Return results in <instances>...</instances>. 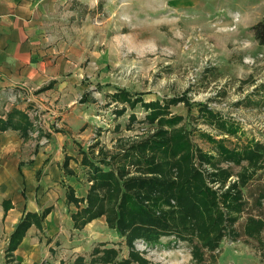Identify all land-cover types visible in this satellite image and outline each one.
Segmentation results:
<instances>
[{"label":"rangeland","instance_id":"1","mask_svg":"<svg viewBox=\"0 0 264 264\" xmlns=\"http://www.w3.org/2000/svg\"><path fill=\"white\" fill-rule=\"evenodd\" d=\"M47 5L45 33L71 61V72L58 80L62 86L55 96L40 91L29 100L26 91L20 96L13 92L11 99L0 102V109L27 108L42 132L37 144L34 139L36 147L44 140L57 146L54 133L60 131L65 151L75 156L72 186L84 197L90 181L82 152L101 168L142 175L140 169L152 152H141L137 143L154 137L160 127L170 130L161 117L182 115L172 127L186 129L193 144V168L202 174L204 185L215 190L217 204L207 216L219 208L230 216L228 229L220 241L219 228L211 230L217 246H205L201 231H192L198 222H182L186 206L181 208L175 198L171 203L162 200L165 188L157 198L161 188L151 183L150 196L142 201L133 196L137 207L130 210L144 219L133 220L127 232L143 233L146 226L163 234L155 241L134 237L135 252L150 264H264V225L261 230L255 227L256 221L264 223V45L253 32L264 17V0H53ZM120 91L142 101L131 107L114 99ZM176 97L184 100L171 103ZM151 101L159 102L153 121L150 108L142 104ZM122 107L125 112L117 113ZM234 126L238 131L228 133ZM248 147L262 155L259 165L248 159L236 162L224 151ZM124 151L128 156L122 158ZM151 176L149 172L146 177ZM238 190L241 208L234 199L227 207L230 200L224 194ZM77 209L69 206L68 213ZM210 220L213 223L210 217L206 222ZM96 221L79 246L89 253L93 247L111 245L120 249L118 260L129 258L127 237L114 233L106 216Z\"/></svg>","mask_w":264,"mask_h":264},{"label":"crops","instance_id":"2","mask_svg":"<svg viewBox=\"0 0 264 264\" xmlns=\"http://www.w3.org/2000/svg\"><path fill=\"white\" fill-rule=\"evenodd\" d=\"M52 1L0 0V102L11 99L13 92L20 96L26 91L29 100L40 91L55 96L62 86L58 80L71 72V61L45 33L43 11ZM39 127L25 107L0 109V264H74L78 257L89 263L95 247L87 253L79 244L89 225L105 216L83 228L75 226L72 214L78 209L68 213L75 204L67 201L68 187L75 189L73 174L63 166L65 157H72L69 168L76 173L71 166L75 156L65 151L58 130L57 146L44 140L36 147ZM29 212L36 215L34 222L17 248L8 251L10 235Z\"/></svg>","mask_w":264,"mask_h":264},{"label":"trees","instance_id":"3","mask_svg":"<svg viewBox=\"0 0 264 264\" xmlns=\"http://www.w3.org/2000/svg\"><path fill=\"white\" fill-rule=\"evenodd\" d=\"M253 32L256 36L258 42L264 45V17L258 21L257 24L253 26ZM51 85V84H50ZM50 85L44 86L41 90L50 88ZM133 94L129 91H120L115 92L113 95L114 99H119L129 103L131 107H135L138 102L142 101L140 98H133ZM184 100L180 97H176L171 100V103L179 102ZM144 106L150 108V119L153 121L157 118V113L153 110L156 106L159 105L158 101L151 102H142ZM170 104L166 106L169 107ZM126 107L121 109H116V112L123 114ZM154 112V114L152 113ZM212 113V114H211ZM212 116H216L214 112H210ZM136 115L132 114V119H135ZM161 123H168L170 130H167L164 127L154 134V137H149L144 142L137 143V147L141 150L150 149L152 152L149 155L146 166L142 165V170H148L152 174L151 177H146L147 173H144L141 169L142 175L140 173L135 174L132 177H129L128 170L120 169L116 170L115 168L104 169L99 167L96 163L89 159L88 152L83 153V163L84 165L89 166V181L90 186L88 188L87 196H77L76 190L72 187H68V203H74L78 206V210L73 212V220H75V226L78 228L85 227L90 221L95 218H100L103 215L106 216L108 225L110 228L114 229L118 235L127 237V244L132 246L133 238L136 236H144L147 240L155 241L157 238L163 234L159 229H153L151 227L144 226L141 229H144L145 232L141 233L140 230H133L130 233L127 232L129 224L139 218L143 222L142 215L132 214L130 208L137 207L134 197L136 196L138 201L144 200L145 197L150 196L148 191V186L155 185L157 188H161L158 191L157 198L161 197V194L164 192L162 190L165 188L166 196L162 200L171 203V199L175 198L179 202L181 208L186 206V211L180 213L182 217V222L186 219H194L197 221L198 225L195 226L196 229L201 231L202 241L205 242V246L215 247L218 240L213 241L210 233L211 230L216 231V228H219L217 234H219V241L221 240L226 227L228 226L225 222L228 221L229 217L227 214L220 212L217 208L218 213H213L214 215H208V213L215 207L217 201L213 199L215 195V190L208 185H204V179L202 174L198 172V169L193 168L192 164V152L193 144L189 139V134L186 132L185 128H173L179 120H183V116L175 114L174 116H168L167 118H162ZM27 120V117H25ZM8 123V122H7ZM220 125L223 127L226 126V122L222 120ZM238 128L236 126L229 127L227 129L228 133H236ZM257 146H262L257 144ZM229 157L236 159V162H241L242 159H248L249 163L257 166L261 160L262 155L254 147H248L243 151L231 152L224 150ZM182 152L180 156L178 154ZM104 153V152H103ZM106 154V153H105ZM100 155V154H99ZM205 156V154H203ZM122 158L128 156V152L124 151ZM113 158V157H111ZM72 157L66 156L65 162L63 163L64 168L68 174H75L74 169H70V161ZM104 159V158H103ZM116 159V157H115ZM191 161V162H190ZM106 163V160H103ZM189 162V163H188ZM111 162H109L110 164ZM191 164V165H190ZM138 165V169H139ZM141 168V167H140ZM177 173V174H176ZM243 176H246L244 174ZM247 177V176H246ZM248 178V177H247ZM227 178L224 179V181ZM198 181V182H196ZM152 188V187H151ZM172 189H177L172 192ZM227 196V200L234 199L236 202L241 199V190L228 191L224 194ZM158 200V199H155ZM158 200L157 202H161ZM139 203V202H138ZM243 201L239 202L236 206L237 209L241 208ZM84 204V205H83ZM141 204V203H140ZM232 201L227 202V207H231ZM139 209H137V213ZM206 215V216H205ZM228 216V217H227ZM36 215L34 213L27 214L23 217L20 222L16 225L15 230L10 235V243L8 245V251L12 252L17 248L21 243L27 230L30 225L34 222L33 218ZM44 217V216H43ZM138 217V218H137ZM204 218V220L200 218ZM212 218L214 221L211 223V220L206 222L208 218ZM150 222V221H148ZM201 222V223H200ZM145 223L144 225H147ZM256 229L261 230L263 228V221H256ZM216 225V226H215ZM215 226V228H214ZM253 229V228H252ZM165 232V231H164ZM170 232V231H166ZM217 237V235H216ZM218 239V238H217ZM120 249L115 247H104V249L95 248L94 255L90 259V262H85L84 258L78 257L74 264H127L138 260L141 264H150L145 258H142L132 246V251L130 252V257L125 260H118ZM200 258V257H199ZM203 259V256H202ZM12 260H8L7 264Z\"/></svg>","mask_w":264,"mask_h":264}]
</instances>
